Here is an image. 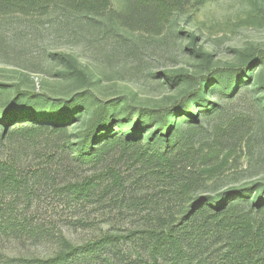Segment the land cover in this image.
<instances>
[{"label":"trees","instance_id":"obj_1","mask_svg":"<svg viewBox=\"0 0 264 264\" xmlns=\"http://www.w3.org/2000/svg\"><path fill=\"white\" fill-rule=\"evenodd\" d=\"M111 2L0 0V8L46 14L63 6L94 16ZM69 65L66 75L84 78ZM183 79L191 88L158 108L100 101L86 91L67 98L17 87L8 93L0 84V235L54 244L50 255H0V264H264V181L196 194L234 150L220 124L210 143L196 147V138L235 101L264 110V54L248 52L238 64ZM54 206L74 216L73 225L122 227L74 243L29 215Z\"/></svg>","mask_w":264,"mask_h":264},{"label":"rangeland","instance_id":"obj_2","mask_svg":"<svg viewBox=\"0 0 264 264\" xmlns=\"http://www.w3.org/2000/svg\"><path fill=\"white\" fill-rule=\"evenodd\" d=\"M133 5L112 0L94 16L63 6L51 7L46 14L1 7L0 84L8 93L17 87L67 98L86 91L100 101L119 99L136 108H158L191 88L183 76L200 77L238 64L248 52L264 54V0ZM72 63L84 78L74 80L65 74ZM178 75L179 80L172 77ZM219 124L234 150L213 175H204L197 195L264 181V110L233 102L231 109L209 119L208 131L196 138V147L210 143ZM56 207L34 208L29 215L50 230L60 229L74 243L122 227L119 221L73 225L68 220L74 216ZM53 245L48 239L0 235V255L6 258L47 256Z\"/></svg>","mask_w":264,"mask_h":264}]
</instances>
